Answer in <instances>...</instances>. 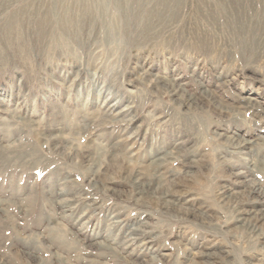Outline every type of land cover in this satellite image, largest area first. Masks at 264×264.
<instances>
[{
    "label": "rangeland",
    "instance_id": "rangeland-1",
    "mask_svg": "<svg viewBox=\"0 0 264 264\" xmlns=\"http://www.w3.org/2000/svg\"><path fill=\"white\" fill-rule=\"evenodd\" d=\"M156 1L0 0V264H264L218 199L264 160V0ZM158 153L204 223L134 200Z\"/></svg>",
    "mask_w": 264,
    "mask_h": 264
},
{
    "label": "bare ground",
    "instance_id": "bare-ground-1",
    "mask_svg": "<svg viewBox=\"0 0 264 264\" xmlns=\"http://www.w3.org/2000/svg\"><path fill=\"white\" fill-rule=\"evenodd\" d=\"M185 1L186 0H157L155 3L156 11L148 15V21L146 24L148 25L151 22L152 18L154 17H156V19L158 18V20L161 21L162 23H163V20H165L164 17L166 16L170 17V19L172 20L173 19L177 20L181 12L180 10ZM83 2H87V0H83ZM218 5L221 6L220 1L218 2ZM86 10L87 9H85V11ZM82 14L85 15V13H82ZM90 14L91 13L87 14V17ZM64 15H66V13ZM66 17L68 18V16ZM66 17H65L66 20L64 19L61 20L62 25L64 26L70 27L73 25L71 27L73 28L75 27V24L80 23L79 21H77L76 23L75 20H72L75 22V24H73L70 18L67 19ZM78 18L80 19V17ZM83 20L84 18L82 19L81 22H83ZM46 22H48V20H46ZM9 30L11 29L9 28L6 31L9 32ZM174 94H173L174 97L177 98L176 97L178 96L177 93H174ZM247 100L254 101L255 99L248 97ZM255 146H256V142L254 140L241 138V140L237 142V144L235 145L236 148L235 147L234 148L236 149V151L238 150V152L241 154H248V153L250 154V152H252L251 151L252 147H255ZM178 149L179 148H173V152H170V154H174V150L178 151ZM166 155H169V153L167 154L158 153L156 155L155 157L156 159L150 162L151 163L150 166L152 170L150 173H148L147 171L144 172L145 170L144 171L135 170L136 172H131L130 174L126 175L124 180H126L127 184L131 187V190L133 189V192L136 195L134 200L135 201L149 200L152 202L153 200H155V204L159 206L161 210L165 212H176V213L181 214L186 219L192 222L204 223V221L207 220V217L201 214V212H199L197 209H193L192 207L191 208L185 207L182 204L178 203V198L182 196V192L174 191V190L170 192L162 191L164 187V183H165V178L174 177L175 174L177 173L176 171H167L168 162L165 159ZM261 164H263L264 166V160L259 163H254L251 166V168H249L245 173H239V174L233 175V178L237 181L235 185H237L240 188V190L238 191L236 190V192L233 191L234 192L233 193L232 190H230V188H223L224 191L219 194L218 199L220 203L222 205L227 206L228 211L232 213L231 220L234 221L233 229L238 230L239 233L241 234H244L249 242L255 243V244L258 243L264 249V208H262L264 206L263 205L264 204V192H262L258 184H253V183L251 184V182L247 181V178L250 176L249 173L253 172L254 169H259V166ZM174 187L178 188L176 186ZM106 188L113 194L121 193L120 190H116L112 187H106ZM189 201H192V200H189ZM23 254L26 255L28 259H30L31 257L30 254L29 255L28 253L27 254L23 253ZM212 256H214L213 252L204 253L202 255L203 259L205 260L203 264H216V263H212V262H215ZM3 264H7V263H3Z\"/></svg>",
    "mask_w": 264,
    "mask_h": 264
}]
</instances>
